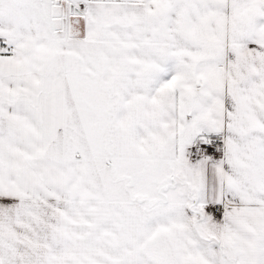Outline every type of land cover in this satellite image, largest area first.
Wrapping results in <instances>:
<instances>
[{
  "label": "snow or ice",
  "instance_id": "1",
  "mask_svg": "<svg viewBox=\"0 0 264 264\" xmlns=\"http://www.w3.org/2000/svg\"><path fill=\"white\" fill-rule=\"evenodd\" d=\"M0 264H264V0H0Z\"/></svg>",
  "mask_w": 264,
  "mask_h": 264
}]
</instances>
